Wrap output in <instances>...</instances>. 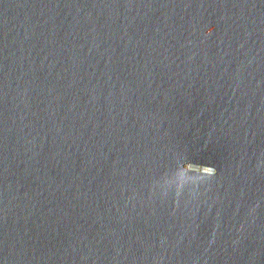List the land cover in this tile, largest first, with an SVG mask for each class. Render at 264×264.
<instances>
[{"label":"water","instance_id":"obj_1","mask_svg":"<svg viewBox=\"0 0 264 264\" xmlns=\"http://www.w3.org/2000/svg\"><path fill=\"white\" fill-rule=\"evenodd\" d=\"M0 264H264V0H0Z\"/></svg>","mask_w":264,"mask_h":264}]
</instances>
